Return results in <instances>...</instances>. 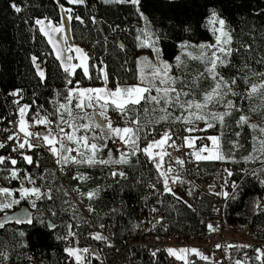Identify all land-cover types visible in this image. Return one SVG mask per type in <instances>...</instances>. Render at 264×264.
<instances>
[{
  "label": "trees",
  "instance_id": "16d2710c",
  "mask_svg": "<svg viewBox=\"0 0 264 264\" xmlns=\"http://www.w3.org/2000/svg\"><path fill=\"white\" fill-rule=\"evenodd\" d=\"M11 2L12 0H0V142L14 132L9 127V110L14 111V118L17 119L20 105L31 106L25 118L29 120L32 131H41V127L31 124L38 108L40 116L48 115L50 120L59 122V114L62 112L58 104L65 100L67 94L66 75L73 82L69 85L70 87L74 86L77 80L84 87L99 86L103 83V79L97 77L103 76L100 71L103 68L108 73V85H115L117 80L120 84H135L138 81V58L141 55L151 56L149 47L137 46L141 42L139 43L136 39L138 35L136 30L142 28L145 22L138 18L134 7L130 4H105L102 0H86L85 4H71L67 0H59L65 8L71 9L70 14L73 15V19L69 21L70 39L72 44L79 46L87 53L92 79L89 80L83 75L82 67H78L75 74H66L52 45L39 31L38 26L33 27L35 18L48 17L54 24L61 23L62 10L56 0H16L17 4L26 5L20 13L11 8ZM210 8H215L226 19L234 38L231 46L239 49L238 53L234 52L231 57H228L231 65L221 66L217 71L226 79H230L237 75V68H240V76L246 74L249 76V85L264 79V76L252 75L242 66L243 61L256 72L264 71V63H257L258 59L264 57V0H142V10L151 21V27L158 30L157 34L161 36L158 44L163 50L162 58L172 62L180 51L181 41L197 44L209 42L212 39L206 20ZM75 15H79L83 23L77 21L74 18ZM94 16L95 22L92 20ZM116 25H119V28H116ZM114 28L115 31H113ZM121 44L124 47H120ZM244 44L251 45V56L244 49ZM69 54L72 55V52ZM33 55L38 58L37 63H40L45 71L43 80L36 73L31 59ZM76 55H72L73 63H77ZM188 63L180 69L179 74L184 78L185 83L192 85V88L196 87V95L199 97L201 90L207 91L210 87L211 80L201 62L192 59ZM198 73H204L199 87L192 83ZM177 86L183 87L180 83H177ZM247 86L242 80H238L235 91L244 95ZM17 88L22 89V92L19 94L18 103H12L10 93ZM227 99L234 101L235 108L232 109L231 115L225 117L223 128L217 122L212 128H205L202 133L208 136H220L222 154L234 156L235 160H201L195 169L189 171L190 177L197 182L214 183L211 192L200 194L196 202L195 192L188 191L187 182H176L174 186H170L177 194L175 196L164 192L163 178L158 177L154 162L147 160L142 152L136 153L139 164L136 157H132L130 165H97L95 167L87 164L80 165L76 171L87 174L90 179L81 181L78 177H66L63 183L51 163L40 162L39 166L31 167L16 152H12L10 146L0 149V155L10 154L17 159L18 164L15 167L21 170L19 175H24L25 169L34 177L44 174L46 179H38L36 186H41L42 190L52 188L53 197L50 201L47 199L37 201L36 209L30 207L33 215L42 219L44 224L34 222L29 225L26 222L8 221L3 228H0V253H8L7 260L0 256V264H76L75 258L69 259L68 253L64 252L65 240L56 238L67 234L69 223L72 224V230L78 233L77 237H71L72 244L96 249L98 252V256H92L90 252L87 254L88 264H130L129 256L135 258L136 264H169L168 252L159 251L155 257L151 258L138 245L127 247V239L136 241L143 226L141 220L143 215L148 217L150 214L158 215L159 213L164 215V219L157 224V232L166 235L186 234L197 238L205 237L208 233V223L215 217L211 210L219 196L217 193L220 192L218 184L220 167L226 170L227 175L228 171L232 173L227 179L229 193L234 191L232 181H235L238 186L236 198L228 197L224 204V222L246 223L256 227V237L264 240V184L259 182L260 179H264V170L258 173V176L252 175L254 170L262 169L264 162L242 159L252 152V129L247 124L237 125L236 123L242 114L249 116L251 123H259L261 119H264V103L261 106L256 105L259 99L257 95L251 99L246 96L241 99L239 95L235 97L228 95ZM141 105H144L143 101ZM146 106L151 109L150 104ZM253 107L257 109L255 113L250 111ZM110 110L113 114H118L116 110ZM138 114L141 123L149 119H157L159 116V112L154 116L146 115L144 107L140 106L129 112L128 125L132 126L131 122ZM119 116L125 122V117ZM48 127L55 129V124ZM149 127L154 128L155 132H149L146 140L158 139L168 128L172 129V139L175 140L176 145L182 139L175 131H180L182 137L185 136L182 125H177L172 119L149 125ZM237 132L240 133L239 136L235 134ZM146 140L142 131L141 147ZM232 141H236L239 146L235 147ZM11 143L9 142V145ZM107 148L118 153L109 142ZM173 148L168 147V151L174 156ZM34 151V148L26 149V154L33 156ZM100 154L106 158L107 149L101 150ZM169 164L179 166L176 159L170 160L168 156H165L163 169L166 170ZM116 166L127 173L126 178L109 175L110 170ZM3 167L13 166L8 161ZM45 169L48 171L45 172ZM244 169L247 171H242ZM4 175L6 176V171L0 172V177L3 178ZM4 182L13 188L19 181L14 178ZM152 184L156 187H151ZM76 185L83 192L99 186V195L93 197L94 212L89 215L88 223L83 220L81 214L71 210L66 200L69 188ZM57 189L60 190L57 191ZM258 200L259 205L256 203ZM51 208L55 209V216L49 211ZM73 213L76 214V218H73ZM49 221L54 222L57 227L55 229L46 227ZM90 224L104 225V229L111 228L114 238L113 246L109 247L108 243L90 238L88 236ZM20 232L24 235L20 236ZM116 247L121 249L126 247L125 252L119 254L115 251ZM255 247H227L226 264H236V261H242L244 264H260L253 255ZM102 249L107 253L100 252ZM175 259L177 264H184L180 259ZM189 262L190 264H213L195 255Z\"/></svg>",
  "mask_w": 264,
  "mask_h": 264
},
{
  "label": "snow or ice",
  "instance_id": "6c2138e0",
  "mask_svg": "<svg viewBox=\"0 0 264 264\" xmlns=\"http://www.w3.org/2000/svg\"><path fill=\"white\" fill-rule=\"evenodd\" d=\"M58 6L62 11L65 12L66 20L59 24H54L48 17L35 18L33 27L39 28V31L47 37L48 43L52 45L55 50L56 57L59 60L61 66L63 67L66 74H75V70L78 67H82L83 75L89 80L92 76L89 73V57L87 53L84 52L82 48L74 44L65 43V47L68 53H71L75 49L76 59L79 60V64L73 63L74 57L72 55H67L65 58L64 51L65 48L60 47V40L53 35L54 33L65 32V23L73 19L71 9L65 8L64 4H60L59 0H56ZM71 4H85L86 0H68ZM105 4L110 3H127L134 7L136 15L138 18L144 20L145 25L143 28H137L138 35L136 36L137 41H142L138 44V47H150L154 53H156L155 60H150L148 57L138 58L137 68H138V80L139 83L136 84H126L121 85L117 80L114 87H108V73L101 68L100 71L103 73L102 77H97L103 79L104 84L99 87H84L80 84V81H75V86L70 87L73 82L68 79L67 75L65 77L66 83V96L65 103L59 105V109L62 113L59 114V122L50 120L48 115L40 116L38 108L36 114H34L31 124L35 125H53L55 124V131L48 127L47 131H32L30 130V122L25 118L27 111L31 107L28 104H23L18 107L19 111V121L18 127L19 132H12L7 136L6 140L0 142V149H5L10 146L12 152H16L23 161L28 165L39 166L40 160L34 159L32 155L26 154V149L38 148L41 143L47 150L56 157V163L58 165H84L89 166H107V165H130L131 158L136 157V153L142 152L147 160L153 161L155 168L158 170V177L163 178V191L167 193H172L174 196L177 195L173 188L169 186L170 181L175 184L178 181H182L180 175H169L173 173L175 169L171 164L168 165L167 169H163L164 157L168 156L169 159H176L179 163L183 164V160L179 157H174L171 152L168 151V147H178L174 139H172V129L168 128L163 131L162 135L158 139L146 140L149 132L154 133L155 129L150 128L149 125L159 124L161 121H167L172 119L174 121H183L188 127L184 129L185 132L196 131L195 124L199 121H204V128H212L215 122H219L221 127L224 126V120L226 116L231 115V111L235 108L234 101L228 99L225 102V98L228 95L240 96L244 99L245 96L251 99L258 91L264 88V80L259 83H251L249 85V76L246 74L240 76V68H237V75L226 79L221 75L217 69L221 66H230L231 61L228 57H231L234 52L238 53L239 49H234L231 45L233 42V35L228 27L226 19L221 16L218 11L213 8L210 14L206 17L208 25H210V30L215 38V44L209 43L207 41L201 42L199 45L195 46L198 51V55H195L193 51H189L193 46L189 41H181V55H177L175 60V65L169 63V61L162 58L163 50L158 46V42L161 36L157 34L158 30H154L151 27V21L145 12L142 10V0H103ZM11 8L15 12L20 13L23 7L16 3V0H12ZM74 18L77 21L83 23L82 18L79 15H75ZM93 22L96 21V17H92ZM119 28V25H116ZM115 31V28L113 29ZM65 42H67V36H64ZM120 47H124L122 44ZM244 49L251 56V45L244 44ZM187 54L188 57L192 59H198L205 64V72L212 78L213 87L208 91L201 94L202 98L197 99L196 93L192 91V85L185 83L183 77H176L171 75V69L175 66L178 70L184 67V60L182 59L183 54ZM219 53V55H218ZM32 63L35 66L36 73L39 78L43 80L45 78V71L41 67L40 63H37V57L33 55L31 57ZM255 59V58H254ZM101 63H103L101 61ZM257 63H264V57L257 60ZM243 68H247L249 73L254 76H264V71L256 72L247 63H243ZM235 67V66H234ZM204 73H198L193 78V84L198 86V80ZM242 80L245 85V94H239L235 91L237 86V81ZM177 83L183 85L181 88H177ZM153 89L155 90V95L152 94ZM22 89H14L12 93L13 96H17L18 103L19 94ZM59 95V93H57ZM75 96L76 103L73 106V97ZM191 97V98H189ZM264 99V98H262ZM144 105H141V102ZM224 103L225 111L215 112L210 110V105ZM151 105L149 109L146 105ZM143 106L144 113L148 116H154L159 112L157 119H149L144 123H141L140 115L138 114L136 119L131 123L133 126L128 125L129 112L137 107ZM42 107V106H41ZM179 109L180 114L176 115L171 109ZM86 109H92L91 112L86 111ZM109 109H114L117 113L125 117V122L123 126L119 122H115L108 114ZM250 111L255 113L257 109L255 107L250 108ZM65 115L67 119H65ZM11 123V122H10ZM237 125L247 124L248 127L256 129L259 128L262 133H264V127L259 124L251 123L250 117L246 115H240L239 119L236 121ZM61 124L64 126L61 127ZM65 128L70 129L65 131ZM83 130V131H81ZM144 133V138L146 143L141 147V132ZM20 133H23V138L21 140ZM237 136L240 135L239 132L235 133ZM222 135V133H221ZM198 139L196 136L188 137L185 136L184 140L188 142V146L191 147L192 143ZM203 139V138H200ZM208 140L212 142V147L207 145L201 146L198 150L193 151V155L196 160H235L234 156H226L222 154L220 149V136L212 135L207 137ZM257 137H253L256 140ZM35 141V142H33ZM112 142L114 145L116 143L122 142V148L117 149L119 151V156L113 157V150L107 148L108 142ZM169 141L171 143L169 144ZM9 142H12L9 145ZM235 147H238L236 141L231 142ZM261 147L257 150L253 148V152H257V155L250 153L246 157H242L245 161L260 159L264 162V140H260ZM126 146V147H123ZM158 148L159 151L154 152L153 149ZM107 149V157L101 156V150ZM207 151L208 155H202L203 152ZM72 153H75L73 155ZM158 158V159H157ZM137 163L139 164V157H136ZM10 161L13 167H3L6 162ZM18 161L15 157L9 155H0V172L7 171L8 175L4 176V180H9L11 178H16L21 181L19 189H14L12 187H0V211H3L4 215L0 218V228H3L8 221H16L17 223H24L31 225L34 222L44 224V221L39 217L33 215L29 211V206L32 209L38 207L37 201L52 200V188H47L42 190L41 186H36L37 180H44L46 177L41 174L39 177H34L31 173L24 170V175H19L20 169L15 167ZM62 170V169H61ZM264 170L262 169L254 170L252 175L258 176ZM48 170L45 169V172ZM242 171H247L246 169ZM112 177H122L126 178L127 173L118 168H112L109 172ZM228 175L231 176V171H228ZM76 176L81 180L90 179L87 174H82L80 172L76 173ZM259 182L264 184V179H260ZM233 193L228 191H222L217 193V195H222L225 197H230L232 199L236 198V190L238 186L235 181H232ZM31 185V186H26ZM151 187L155 188L156 185L152 184ZM60 189H57L59 191ZM18 191L19 195L16 196L14 193ZM65 194H67L65 190ZM82 196L86 195L89 199L94 196L99 195V186L96 189L89 190L86 193H80ZM191 194V193H189ZM23 202V203H22ZM187 203V201H185ZM257 205L260 201H256ZM28 205V206H26ZM15 211L11 214L7 210L13 209ZM191 207V205H189ZM53 216L56 215L54 208L49 209ZM89 211H94V209L89 205ZM155 211V209H153ZM43 215V214H41ZM73 218H76V214L73 213ZM163 219V217H161ZM48 228L55 229L57 225L54 222L49 221L46 225ZM101 228L104 225H100ZM209 230H213V225L208 224ZM20 236L24 233L20 232ZM95 240L105 242L107 241L108 246L112 247V242L108 240L107 237L103 236L100 232L90 233ZM78 233L72 230V224L67 225V234L63 237L57 236V239H64L68 241L70 237H77ZM217 248L221 245L217 244ZM228 247H232L229 245ZM245 247H251L247 245ZM156 251H159L158 249ZM156 251L152 252V255H156ZM167 251L170 254L175 255L184 264H190L187 260L186 253L189 252L187 248H168ZM190 251L199 255L202 259L207 260L209 257L204 253L200 252L197 248H191ZM257 255L255 260L259 261L260 264H264V249L256 248ZM64 252L68 253L69 259L75 258L76 264H88L86 256L90 252L89 247L80 248L74 246L69 242L68 246L64 248ZM92 256H98L96 249H91ZM5 260L8 258V253H0ZM236 264H244L242 261H236Z\"/></svg>",
  "mask_w": 264,
  "mask_h": 264
},
{
  "label": "built area",
  "instance_id": "2783aa9c",
  "mask_svg": "<svg viewBox=\"0 0 264 264\" xmlns=\"http://www.w3.org/2000/svg\"><path fill=\"white\" fill-rule=\"evenodd\" d=\"M18 97L13 96L11 98V102L14 103V101H17ZM9 116H10V128L16 131V124L17 120L14 118V111L11 109L9 110ZM115 122H119L121 126H123L124 122L118 115H109ZM63 124H61V127ZM196 128V131L192 132L193 136L198 137V139L195 140L194 143H192V146L189 147L188 144H185L183 141L181 132L177 133L178 136L181 137V142L177 144L178 147L173 148L174 156L179 157L181 160H183V164L179 163V166L172 165L175 171L173 173H170L169 175H180L182 177V181L178 182H187L188 191L195 192V202L199 199L200 194L202 193H209L211 192V189L214 187V183H208V182H197L194 179H192L189 175V171L196 168L198 162L201 160H196L195 156L193 155L194 150H198L201 146L207 144V137H209L206 134H203L202 132L205 130L204 126L202 124H199ZM7 129L6 127L4 128ZM20 138L22 140L23 134H20ZM203 138V139H200ZM6 137L1 140V142L5 141ZM35 142V141H33ZM111 146L117 150L122 148V142L116 143L115 145L109 141ZM35 151L33 153L34 159H39L41 163H51L55 168L56 171L59 173L61 180L63 183H65V178H76V168H78L80 165L76 164H69V165H58L56 163V159L53 158L51 153L47 150V147L41 143V146L38 148H34ZM26 151V150H25ZM75 155V153H72ZM204 155V152L202 153ZM31 167H34V165H31ZM115 168H119V166H116ZM62 169V170H61ZM218 175H219V186H220V192L222 191H228V175L226 170L223 167H220L218 169ZM170 181L169 186H174ZM151 186V185H150ZM68 195L66 196L67 203L69 204L72 211H74L77 214H81L83 216V220L88 223L90 221L89 215L93 213L94 211H89V205L94 209V203L93 198L89 199L86 195L82 196L80 193H86L81 190L79 186H73L70 187L68 190ZM228 197L219 195L217 197V201L212 206V213H214L215 217L210 220L209 223L213 225V230H209L205 237L203 238H197L194 236H188L186 234L181 235H166L162 234L156 231V226L159 224V222L162 220L161 217L164 219V215L162 213H159L158 215L150 214L147 216H142L141 220L143 222V226L138 234V237L136 241H132L130 238L126 241V246H132V245H138L140 246L144 252L151 258L155 257L152 255L153 251H156L157 249L159 251H167L168 248H197L200 252L207 255L209 258L207 259L210 262H213V264H226L227 256H226V248L229 245H232V247H238V246H256V248H262L264 247V240L258 239L256 237L257 229L256 227H252L249 224L246 223H238V224H227L223 220V207ZM208 223V224H209ZM90 230L88 231V236L90 238H93L90 236V233L94 232H100L103 236L107 237L109 241L114 242L113 238V231L111 228H101L100 226L90 224ZM94 239V238H93ZM69 242L72 243L71 237L68 241H64L65 246H68ZM107 241H105V244ZM113 244V243H112ZM220 244L221 247L217 248L216 245ZM86 247V246H84ZM80 247V248H84ZM125 248L121 249L120 247H116L115 251L119 252V254H122L125 252ZM253 251L254 257L257 255L256 251ZM156 251V254L159 252ZM100 252L106 254L107 252L105 250H101ZM91 253V249H90ZM86 256L87 261L89 260V257H87V254H84ZM197 255V254H196ZM200 257L199 255H197ZM201 258V257H200ZM129 262L130 264H136V260L133 256H129ZM169 264H177V261L175 258L170 257Z\"/></svg>",
  "mask_w": 264,
  "mask_h": 264
},
{
  "label": "rangeland",
  "instance_id": "374dc122",
  "mask_svg": "<svg viewBox=\"0 0 264 264\" xmlns=\"http://www.w3.org/2000/svg\"><path fill=\"white\" fill-rule=\"evenodd\" d=\"M68 1V0H67ZM103 1V0H102ZM210 14V13H209ZM66 20V16H65V12L64 11H62V20H61V23L62 22H64ZM145 25V24H144ZM207 26H208V28H209V30H210V25H208V23H207ZM144 27V26H143ZM142 27V28H143ZM211 31V30H210ZM211 33H212V31H211ZM53 35H55L59 40H60V47L61 48H65V51H64V56H65V58L67 57V55H69V53H68V51H67V49H66V47H65V43H67V44H72V42H71V39H70V32H69V21L68 22H66L65 23V32L63 33V34H61V33H54ZM67 36V42H65V40H64V36ZM47 38V37H46ZM142 43V41H139V43ZM209 43H212V44H215V38H214V36H213V33H212V39L209 41ZM200 43H197V44H193V43H191V45L193 46L192 48H190L189 49V51H193L194 52V54L195 55H198V51L195 49V46L196 45H199ZM158 46H159V44H158ZM160 47V46H159ZM150 48V47H149ZM150 50H151V56H149V55H141L139 58H142V57H148L150 60H155V58H156V53H154L153 51H152V49L150 48ZM74 51V52H73ZM54 52H55V50H54ZM56 54V53H55ZM76 55V53H75V49H73L72 50V55ZM182 53H181V48H180V51L178 52V54L177 55H181ZM218 55H219V53H218ZM182 59L184 60V65L186 64V63H188V62H190V60H192V58H190V57H188L187 56V54L185 53V54H183L182 55ZM196 62H201L203 65H204V67H205V64L202 62V61H200V60H198V59H194ZM76 61H77V64L79 63L78 61L79 60H77L76 59ZM169 63H171V64H173V65H175V60H173L172 62H169ZM189 64V63H188ZM185 66H187V65H185ZM183 68V67H182ZM181 69V68H180ZM180 69L178 70L175 66H173V68L171 69V75H173V76H176V77H181L180 76V74H179V71H180ZM204 70H205V68H204ZM137 73H138V68H137ZM207 76H208V74H207ZM201 78H202V76L199 78V80H198V87H199V82H200V80H201ZM208 78L211 80V84H210V87L207 89V91L211 88V87H213L214 85H213V81H212V78L210 77V76H208ZM261 80H264V79H261ZM261 80H259V81H257L256 83H259ZM140 81L138 80L137 81V83H139ZM104 84V81H103V83L101 84V85H103ZM136 84V83H135ZM101 85H99V86H101ZM121 85H126V84H121ZM128 85H130V84H128ZM75 86V85H74ZM107 86L108 87H114L115 85H108L107 84ZM196 86V85H195ZM176 87L177 88H181V87H178L177 85H176ZM197 87V88H198ZM195 88L196 87H194V88H192V91L193 92H195L196 93V91H195ZM201 92V94L203 93V92H205V91H203V90H201L200 91ZM152 94L153 95H155L156 93H155V90L153 89V92H152ZM258 97H259V99H258V101L256 102V105L257 106H261L262 105V103H264V99H262V98H264V88H262V89H260L259 91H258V93L256 94ZM189 98H191V97H189ZM196 98L197 99H201L202 98V96L200 95L199 97L196 95ZM228 99H227V97L225 98V102L224 103H226V101H227ZM63 103H65V100L64 101H61V102H59V104H58V107H59V105L60 104H63ZM76 103V99H75V96L73 97V106H74V104ZM224 103H219V104H212V105H210V110L211 111H215V112H223V111H225V108H224ZM176 115H179L180 114V112H179V109H176V108H173V109H171ZM60 111L62 112V110L60 109ZM86 111H88V112H91L92 111V109H86ZM108 114L109 115H111V114H113L112 112H111V110L109 109L108 110ZM113 115H118V114H113ZM18 117H17V128H16V131L17 132H19V127H18V121H19V111H18V115H17ZM119 116V115H118ZM65 119H67V116L65 115ZM218 122V121H217ZM217 122H215L214 123V125L217 123ZM250 122H251V120H250ZM174 123H176L177 125H182V127H183V129H185L186 127H188V125H186L183 121H179V122H177V121H174ZM204 121H199V122H196V124H195V128H198L197 126L199 125V124H202L203 126H204ZM256 124H259L261 127H264V119H261L260 120V122L259 123H256ZM38 127H41V131H47V128H48V126H45V125H37ZM64 126V125H63ZM62 126V127H63ZM129 126H131V125H129ZM133 126V125H132ZM206 129H208V128H206ZM252 129V142H253V148L255 147L257 150H259L260 149V147H261V144H260V140H264V133H262L261 131H260V129L259 128H256V129H253V128H251ZM54 131H55V129H53ZM70 129H68V128H65V131H69ZM81 131H83V130H81ZM180 131H175V133L177 134V133H179ZM20 134H23V133H20ZM184 135L185 136H188V137H192L193 136V134H192V132H185L184 131ZM210 136H212V135H210ZM257 137V139L256 140H253V137ZM183 141L185 142V144H188V142H186L185 140H184V138H183ZM208 147H212V142L210 141V140H208L207 141V144H206ZM123 147H126V146H123ZM220 151H221V149H219ZM153 151L154 152H157V151H159V149L158 148H154L153 149ZM254 156L255 155H257V152H253V149H252V152H251ZM209 153L207 152V151H205L204 152V155H208ZM52 156H53V158H55L56 159V157L53 155V154H51ZM119 156V151H118V153H114L113 152V157L114 158H116V157H118ZM158 159V158H157ZM255 160H260V159H255ZM250 161H253V160H250ZM8 175V172L6 171V176ZM5 176V175H4ZM11 179H14V178H11ZM16 180H18L19 182H17L16 183V186L15 187H13L14 189H19V187H20V184H21V181L19 180V179H16ZM26 186H31V185H26ZM0 187H9V186H7L6 184H5V182H4V179L2 178V177H0ZM3 194H0V196H2ZM14 195H16V196H18L19 195V193H18V191L16 192V193H14ZM23 203V202H22ZM26 206H28V205H26ZM16 209H15V207L13 208V209H10V210H7L8 212H9V214H11L13 211H15ZM29 211H30V206H29ZM31 212V211H30ZM3 215H4V213H3V211H0V218H2L3 217ZM175 249H180V248H175ZM168 254H169V256L170 257H173V258H177L175 255H173V254H170L169 252H168ZM193 255H195L196 257H198L195 253H192L191 251H190V249H189V252H187L186 253V257H187V260L189 261L192 257H193ZM178 259V258H177ZM184 262V261H183Z\"/></svg>",
  "mask_w": 264,
  "mask_h": 264
},
{
  "label": "crops",
  "instance_id": "0c3cea01",
  "mask_svg": "<svg viewBox=\"0 0 264 264\" xmlns=\"http://www.w3.org/2000/svg\"><path fill=\"white\" fill-rule=\"evenodd\" d=\"M89 87H99V86H89Z\"/></svg>",
  "mask_w": 264,
  "mask_h": 264
},
{
  "label": "water",
  "instance_id": "95a60500",
  "mask_svg": "<svg viewBox=\"0 0 264 264\" xmlns=\"http://www.w3.org/2000/svg\"><path fill=\"white\" fill-rule=\"evenodd\" d=\"M211 9H213V8H210V9H209V13H210Z\"/></svg>",
  "mask_w": 264,
  "mask_h": 264
}]
</instances>
